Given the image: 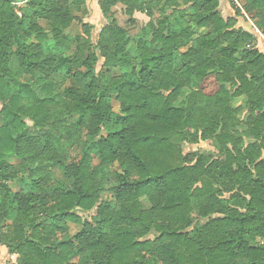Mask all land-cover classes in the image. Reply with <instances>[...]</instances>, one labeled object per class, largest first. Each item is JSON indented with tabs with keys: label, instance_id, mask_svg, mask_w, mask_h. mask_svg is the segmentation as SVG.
I'll return each instance as SVG.
<instances>
[{
	"label": "trees",
	"instance_id": "trees-1",
	"mask_svg": "<svg viewBox=\"0 0 264 264\" xmlns=\"http://www.w3.org/2000/svg\"><path fill=\"white\" fill-rule=\"evenodd\" d=\"M162 1L135 46L114 22L90 49L68 33L85 0H0V103H29L0 111V245L16 264H264V53L219 0ZM242 1L264 34V0ZM119 3L145 6L101 12ZM209 139L217 158L185 154ZM55 166L65 181L51 188Z\"/></svg>",
	"mask_w": 264,
	"mask_h": 264
},
{
	"label": "rangeland",
	"instance_id": "rangeland-1",
	"mask_svg": "<svg viewBox=\"0 0 264 264\" xmlns=\"http://www.w3.org/2000/svg\"><path fill=\"white\" fill-rule=\"evenodd\" d=\"M85 2H86V8L88 10V14L86 16H83L80 13H75L76 14L75 17L77 18L75 19L72 26L68 30V33L73 39L75 38L82 39L83 46L89 47L90 49H93L99 43H102V45L106 44L108 34H105V31L111 28L112 26H114L115 23L119 28L129 33V35L133 40L132 46H135L137 40L139 38L144 37V30L150 27L151 25L150 23L154 22L153 24L155 26L157 21L160 20L161 8H163L166 4L165 1H162L158 6L156 5L157 0H140V2L145 4L144 10L140 11L136 9L131 15L127 13L128 8L123 3H119L111 10L110 18H106L101 12L100 0H85ZM219 2H220L219 12L221 16L225 20L230 18L234 19L235 20L234 26L236 29L243 28L244 30L253 33L256 39L252 44V46L264 53V34L260 30L258 25V22H260L261 18L257 20V18L254 15L255 13L248 12L242 0H219ZM20 5H23V3H21ZM175 8L177 10L181 9L185 11H192V4L180 0L177 3V7ZM171 10L172 9H168L167 11L168 14H170ZM84 24L87 25L83 26ZM86 27L88 29H86ZM195 46L196 43H190L188 48ZM76 47L77 44L73 43L72 48L75 49ZM96 53L98 54V56H100L98 65L96 66V74L100 75L102 80L105 82L110 75L105 74V67H104L105 60L101 57L100 50L97 48H96ZM10 84L12 87L15 86L14 81H10ZM68 85L69 82L63 85L61 90ZM186 99L187 98H182L178 104H182L186 102ZM6 104H10V106L14 110L29 105L28 102L16 96V94L13 91L7 92L6 95L4 96L3 101L0 103V111ZM240 104L241 101H238L235 103L234 106L238 107ZM74 121H75L74 118L69 119L68 124L71 125L72 123H74ZM3 124H4L3 120L0 117V126H2ZM65 124H67V122H65ZM29 130L33 134H38L37 132L34 131L32 125H30ZM253 142L254 140L252 138L243 139L242 148H246L249 144ZM84 149H85V143H78L68 146L67 154H66L68 162L71 164L78 163L84 155ZM184 149H185V154H190V153L204 154L207 156H211L213 159L217 158L220 153V147L216 139L201 141L197 145H186ZM8 162L11 164L12 170L16 171L18 169L19 161L17 159L11 157L9 158ZM98 164L99 161L94 158L93 165L96 166ZM51 172L53 174V181L51 183V188H55L59 186L60 182L65 181L63 170H61L58 166L51 168ZM8 185L14 190L19 189L18 184L16 183H10ZM104 197L108 201L110 195L107 193L105 194ZM144 208L145 209L148 208V205L145 204ZM75 213L85 219H90L95 215V212L90 213V212H84L82 210H76ZM157 238L158 236H155V234H151L146 238V240H156ZM17 258L18 257L11 254L6 247L0 245V264H16Z\"/></svg>",
	"mask_w": 264,
	"mask_h": 264
},
{
	"label": "crops",
	"instance_id": "crops-1",
	"mask_svg": "<svg viewBox=\"0 0 264 264\" xmlns=\"http://www.w3.org/2000/svg\"><path fill=\"white\" fill-rule=\"evenodd\" d=\"M23 0H21V2H22ZM21 4V3H20Z\"/></svg>",
	"mask_w": 264,
	"mask_h": 264
}]
</instances>
